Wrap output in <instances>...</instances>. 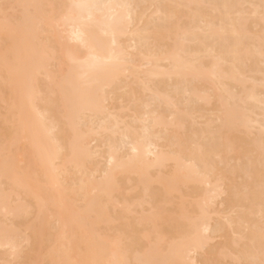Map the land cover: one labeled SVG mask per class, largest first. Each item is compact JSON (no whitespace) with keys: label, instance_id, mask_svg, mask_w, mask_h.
Segmentation results:
<instances>
[{"label":"bare ground","instance_id":"1","mask_svg":"<svg viewBox=\"0 0 264 264\" xmlns=\"http://www.w3.org/2000/svg\"><path fill=\"white\" fill-rule=\"evenodd\" d=\"M0 264H264V0H0Z\"/></svg>","mask_w":264,"mask_h":264}]
</instances>
